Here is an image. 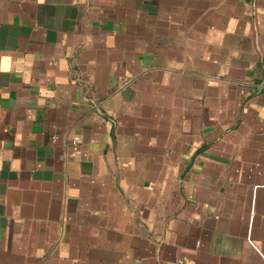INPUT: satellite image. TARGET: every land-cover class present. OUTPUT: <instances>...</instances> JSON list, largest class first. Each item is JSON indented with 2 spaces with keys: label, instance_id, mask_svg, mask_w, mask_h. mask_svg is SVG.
<instances>
[{
  "label": "crops",
  "instance_id": "crops-1",
  "mask_svg": "<svg viewBox=\"0 0 264 264\" xmlns=\"http://www.w3.org/2000/svg\"><path fill=\"white\" fill-rule=\"evenodd\" d=\"M0 264H264V0H0Z\"/></svg>",
  "mask_w": 264,
  "mask_h": 264
}]
</instances>
